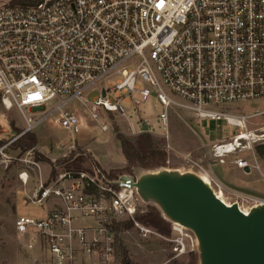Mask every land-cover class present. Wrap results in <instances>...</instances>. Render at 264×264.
Masks as SVG:
<instances>
[{"label": "built area", "instance_id": "built-area-1", "mask_svg": "<svg viewBox=\"0 0 264 264\" xmlns=\"http://www.w3.org/2000/svg\"><path fill=\"white\" fill-rule=\"evenodd\" d=\"M89 91L98 92L91 101ZM152 94L160 106L159 128L146 124L143 131V122L135 129L126 120L134 135L168 139L170 113L179 110L246 129V116L222 107L264 100V0H0V107L16 108L26 125L3 148L54 114L71 136L46 162L62 169L43 179L36 147L18 158L21 183L30 173L40 181L29 200L46 207L41 218L15 217L24 248L43 252L47 264H77L112 241L117 223L131 221L143 236H160L136 220L144 211L133 175L109 178L93 162L76 170L59 162L71 153L91 154L90 147H76L82 119L65 108L71 101L89 104L83 111L102 133L108 125L98 122L100 116L127 119L120 100L140 105ZM54 99L58 103L46 109ZM35 113L41 115L28 116ZM221 145L211 147L213 156ZM236 165L250 166L245 159ZM170 236L176 256L197 251L189 229L171 222Z\"/></svg>", "mask_w": 264, "mask_h": 264}, {"label": "rangeland", "instance_id": "rangeland-1", "mask_svg": "<svg viewBox=\"0 0 264 264\" xmlns=\"http://www.w3.org/2000/svg\"><path fill=\"white\" fill-rule=\"evenodd\" d=\"M134 64L135 60L129 61L127 67L133 68L134 66L131 65ZM116 78L117 76L114 75L107 81L113 82ZM104 82L97 83L94 88H102L105 85ZM97 95L98 92L89 91L85 97L91 101ZM57 103L56 99L50 101L46 109L52 108ZM120 104L126 112L127 119L118 114H111L110 121H105L100 116L98 122L108 125V131L102 133L94 127L98 123L91 121L88 114L83 111L89 108L88 103L74 100L65 107L78 113L82 119L81 129L74 134V137L78 151L85 146L90 147L91 154L77 156L82 158L81 165L84 169H89L93 162L107 172L130 174L125 170L126 162L116 138V132L134 143L140 134H132L126 120L131 122L135 129L142 122L148 124L149 129L159 128L157 114L160 106L153 94L140 105H134L132 102L126 103L123 100H120ZM222 109L233 115L247 117L248 136L247 131H243L244 129L240 130L227 125L225 121L197 119L183 110L171 112L168 139L162 138L159 134H149L154 146L164 151L165 166L156 170L138 168L132 170V174L140 176L144 173L166 169L178 173L189 172L198 176L202 175L207 177L212 190L227 204L235 203L239 208L248 211L264 205V155L260 156L256 152V147L264 145V138L255 139L251 136V133L264 134V100L225 105ZM40 115L41 113L28 114L34 119ZM57 116V114L52 115L31 132L37 139L34 146L36 147L35 157L37 154L46 159L49 156L56 157L61 153L60 148L66 147L68 140L71 139L70 134L55 122ZM25 127L24 119L16 108L7 111L0 107V264H47L46 255L41 251L24 248L14 231V219L17 215L24 214L41 218L45 216L46 209L29 200L32 192L40 183L38 175L30 173L26 185H23L18 178V173L22 168L18 158L22 157L25 151L15 148L14 142L23 135L3 148L8 139L19 135ZM239 134L246 135L245 140L240 139L241 145L239 144L235 150L226 153L227 148L225 147L221 156H213L211 147L214 144L232 142V139ZM239 159H245L249 163V171L236 165ZM61 169V167L56 168L52 162H43L41 163V178L43 179L50 170L57 172ZM146 204L156 205L151 201L143 202L141 209L144 212L147 210ZM152 229L156 232L154 228ZM159 235L150 234L145 237L134 225L128 230L115 229L112 231V241H107L108 244L103 242L100 249L90 255V259L82 258L83 260L77 264H122L123 247L127 251L131 264H167L172 259L180 264H189L192 252L188 251L176 256L173 252V244L168 240L172 236ZM195 250L198 254V244Z\"/></svg>", "mask_w": 264, "mask_h": 264}, {"label": "water", "instance_id": "water-1", "mask_svg": "<svg viewBox=\"0 0 264 264\" xmlns=\"http://www.w3.org/2000/svg\"><path fill=\"white\" fill-rule=\"evenodd\" d=\"M142 129L147 131L145 123ZM134 180L143 202L155 203L170 222L194 234L199 264H264V205L246 214L189 172L163 169Z\"/></svg>", "mask_w": 264, "mask_h": 264}, {"label": "trees", "instance_id": "trees-1", "mask_svg": "<svg viewBox=\"0 0 264 264\" xmlns=\"http://www.w3.org/2000/svg\"><path fill=\"white\" fill-rule=\"evenodd\" d=\"M15 3L24 4L26 0H13ZM150 133L144 132L141 133L135 142H131L126 139L121 133L116 132V138L119 141L121 152L125 158L126 167L125 170L132 174V170L134 169H143V170H156L160 167L165 166V153L163 150L158 149L153 144V139L149 135ZM37 143L36 137L31 132H26L20 137L18 140L14 142V147L20 149L21 151H26L28 149L33 148ZM256 152L258 155H264V145L256 147ZM74 153H71L68 159L59 161L60 163H64L63 167L65 169H83L81 163V157L73 158ZM42 155L37 154L36 159L48 162V159L45 157H41ZM97 165V163H95ZM119 173V171H118ZM123 173H112L108 172L107 176L109 178H115ZM135 177V175H134ZM147 210L136 217V220L140 223L150 226L156 230L157 233L163 236L170 235V226L171 222L165 218L162 214L161 210L158 206L154 204H146ZM117 228L128 230L133 227V223L131 221L120 222L116 224ZM122 264H131V261L128 258L127 251L123 247L122 248ZM199 256L194 251V253H190V261L189 264H198ZM167 264H180L177 260L172 259Z\"/></svg>", "mask_w": 264, "mask_h": 264}, {"label": "bare ground", "instance_id": "bare-ground-1", "mask_svg": "<svg viewBox=\"0 0 264 264\" xmlns=\"http://www.w3.org/2000/svg\"><path fill=\"white\" fill-rule=\"evenodd\" d=\"M243 131H247L246 129H244ZM247 136H248V131H247ZM251 136H253L255 139H261V138H264V134H254V133H251ZM246 138V135L245 134H239L237 135L236 137H234L232 139V142H228V143H223L221 146H219V149L216 151V153L214 154L215 156H221L223 154V150H225V147L227 148L225 150V153L226 152H231L233 150H235V148H237L239 146V144L241 145L240 142V139H244ZM217 145H220V144H217ZM237 145V146H236ZM236 146V147H235ZM200 178L201 180L206 184V185H210V181H208L204 176L200 175ZM215 195H217V197H219L221 199V197L215 193ZM222 200V199H221ZM223 201V200H222ZM226 203V202H225ZM241 209V208H240ZM242 211H244L246 214H248V210H243L241 209Z\"/></svg>", "mask_w": 264, "mask_h": 264}, {"label": "crops", "instance_id": "crops-1", "mask_svg": "<svg viewBox=\"0 0 264 264\" xmlns=\"http://www.w3.org/2000/svg\"><path fill=\"white\" fill-rule=\"evenodd\" d=\"M102 168V167H101ZM103 169V168H102Z\"/></svg>", "mask_w": 264, "mask_h": 264}]
</instances>
